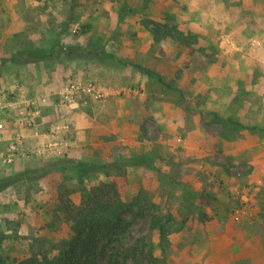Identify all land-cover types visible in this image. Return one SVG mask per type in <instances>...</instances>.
<instances>
[{
	"label": "rangeland",
	"instance_id": "rangeland-1",
	"mask_svg": "<svg viewBox=\"0 0 264 264\" xmlns=\"http://www.w3.org/2000/svg\"><path fill=\"white\" fill-rule=\"evenodd\" d=\"M0 181L6 264L106 181L129 264H264V0H0Z\"/></svg>",
	"mask_w": 264,
	"mask_h": 264
},
{
	"label": "trees",
	"instance_id": "trees-1",
	"mask_svg": "<svg viewBox=\"0 0 264 264\" xmlns=\"http://www.w3.org/2000/svg\"><path fill=\"white\" fill-rule=\"evenodd\" d=\"M154 28L160 32L158 25ZM177 39L180 40L178 37ZM132 67L146 76H155L158 81H162L157 73L148 68L139 65ZM73 163L75 176L79 184H82L83 179L90 174L128 161L123 159L113 163H95L77 160ZM118 197L113 181L99 182L85 190L78 203H74L69 196L59 195L57 207L68 223L70 233L67 239L55 246L57 254L51 258L46 251L38 249L23 260H11L10 264H129L130 260L154 262L149 247L145 244L141 247L130 245L124 251L118 246L125 231L117 209ZM0 264H6L1 254Z\"/></svg>",
	"mask_w": 264,
	"mask_h": 264
},
{
	"label": "built area",
	"instance_id": "built-area-1",
	"mask_svg": "<svg viewBox=\"0 0 264 264\" xmlns=\"http://www.w3.org/2000/svg\"><path fill=\"white\" fill-rule=\"evenodd\" d=\"M80 89L79 86L75 85L74 83H70L66 90L64 91L65 94L73 92V91H78ZM83 90L87 91V92H92V88L90 86H88L87 88L85 87Z\"/></svg>",
	"mask_w": 264,
	"mask_h": 264
},
{
	"label": "crops",
	"instance_id": "crops-1",
	"mask_svg": "<svg viewBox=\"0 0 264 264\" xmlns=\"http://www.w3.org/2000/svg\"><path fill=\"white\" fill-rule=\"evenodd\" d=\"M40 111H41V110H40ZM38 112H39V110L36 109L35 113H38Z\"/></svg>",
	"mask_w": 264,
	"mask_h": 264
}]
</instances>
